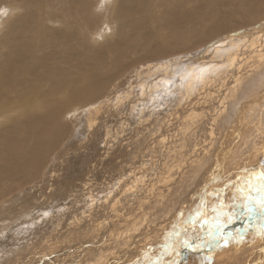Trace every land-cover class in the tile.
Wrapping results in <instances>:
<instances>
[{
  "label": "bare ground",
  "instance_id": "1",
  "mask_svg": "<svg viewBox=\"0 0 264 264\" xmlns=\"http://www.w3.org/2000/svg\"><path fill=\"white\" fill-rule=\"evenodd\" d=\"M173 1H178V0H173ZM182 1H183V5L185 6H181V5L175 6L174 3L169 2V0H0V200L3 197V195H6V193L12 192L10 194L15 195L14 193L17 191L18 192L27 191V187H25V185L23 186V184L26 182L27 183L35 182L34 179L38 178L39 174L41 175V173H43L44 171L52 175L60 170L61 172H63L65 178H69L72 177L73 173H75L76 170L80 171L82 175L83 172H85L84 170L88 171L87 169H89L92 165L97 164L96 166L99 167L98 165L104 164L105 162L107 163L109 162V160H110V165H112V167L114 166V161L116 165H118V162L120 161H118L117 159L123 156V152H125L123 150H125L126 147L124 146L119 147L118 146L119 144H117L118 147L114 146V144L116 143L113 141H111L113 143L110 142L108 144V139L109 137L111 138V136L113 135V131L107 129L105 130V132H102V134L96 139L98 143L94 141L93 142L90 141L91 143H89L84 138V136L87 137L86 131L92 129L96 131L97 134L99 135L100 131L97 130L98 127L100 126L101 128L102 125L96 124L94 121L93 122L90 121L89 123L85 122V124L83 123L81 125L78 124L79 128L81 129L77 128L78 126L76 127L77 128L76 129L69 127L67 122H63L62 117L66 114L67 110L70 111L69 109L70 107H73L75 105L80 106L82 104H86L88 102H92L95 99H98L101 95H103L105 90H107V88L110 87L112 84L113 86H116L117 79H119L120 82H128V80L132 78L131 76L133 75L129 74L127 75L128 77L124 75H126L129 72L128 70L129 68L133 69L135 67L133 70V72H135L138 69L137 64L141 63V61L144 60L150 61L156 57L161 58L162 56H167L169 58L170 54L173 56V53L175 55V53L189 51L191 48L198 47L199 45H201V43L205 44L206 41H209L210 39H212V37L218 36L219 34L222 35V33H224L221 38H218V40H221L222 38H224V36L228 35L225 32L229 30L232 31L237 30L235 32L239 33L238 29H240V32H243V29L245 28L244 26L249 27L250 25H253L249 27L248 30H246V33L240 35L241 37L242 35H244L245 36L244 39L243 37L242 39L241 37H238V39L236 38L237 42H239V44L241 43L242 45L238 46L237 43V45L234 46L235 47L234 49L228 48L227 50L228 55L226 56L225 54L224 59H222V61L223 63L229 64L230 67H233L234 69L233 71H231L232 68H230V70L228 71L229 73L226 74L225 78L228 77V79L226 78V80H228L227 83H229V81L233 78L234 79L237 78V80H239L238 77L240 73L238 75L237 71H240V69L244 68L243 66L244 63H247L248 61L251 62L252 60H254L256 64H251V65L249 64L250 66H248V69H253V70H250L248 72L246 70V72L243 73V74H247L245 75L247 79H244L247 83L246 85L249 86L250 84L249 80L250 77L252 76L256 75L255 78L256 80L254 79L255 82L259 81L262 78L257 76H260L258 72L261 69H264V31L263 30L261 31V29L256 30V27L258 23H261L260 26L261 25L264 26V0H182ZM101 3L103 4L102 7L100 6ZM223 14H224L222 18L223 20L219 21L220 20L219 17L222 16ZM251 31H253L252 34L250 33ZM249 33L251 34V36L249 35ZM245 47L246 50H244ZM241 55H243V57ZM244 59H247V61H244ZM235 61H236L235 66H232V64L235 63ZM201 72L204 73V71ZM184 75L187 76L186 73ZM153 79H155V77ZM120 82H118V84H120ZM149 83L152 84L153 81H149ZM248 90H252V89L249 88ZM260 91L264 96V86ZM146 93L147 91L143 90L142 93L138 95V97L142 98L143 101L146 99L145 97ZM132 101H134V99ZM250 101H255V100L251 98ZM144 102L142 103L140 102V104L138 105H136V103L120 105L118 108L116 107L110 109L109 112L104 115L106 116V120H107L106 122L108 123L107 126L112 128V130H114V133L118 137L119 136L126 137L128 136V134H130L129 137H127L128 139L127 138L126 139L128 140V142L129 141L132 142L134 140L133 135L135 132V130L132 129V127L136 125V123H138L134 120L136 119L137 115H139L138 108L140 107L141 109H143ZM92 103L94 106V102ZM97 105H99V103ZM105 110L106 109H103L101 112ZM238 110L240 111L239 105H238ZM76 111H78V109ZM177 113H179L178 110ZM124 115H126L127 118L124 119ZM185 115L186 114H184V116ZM177 116L175 117L177 118ZM176 118H174V121ZM253 120L254 119H252V121ZM173 123L176 124L175 122ZM257 124H261V123L258 122ZM85 125L87 126L86 129H84ZM261 126L263 127L264 125L261 124ZM240 127L235 128L234 130L230 131V133H226V131H222L221 129V132H223L221 133L222 134L221 138L222 137L224 138L225 136L227 137V135L229 134H236V136H239V133L241 132ZM260 128L261 127L259 126V128L257 127L256 129H260ZM89 132L91 131H88V133ZM259 132H256L259 134L258 139L252 137L253 133L252 135H250L251 137L249 138V140L247 139V142L249 143L248 145L255 143V146L249 147L246 155L244 153L243 155L245 156L241 158V160L237 162L236 165L234 164V166H231L227 170L225 169L227 163L225 161L224 155H222L219 161L217 158L215 159V161L208 163L207 154L209 151L208 150L205 151V153L203 154L204 156L202 155V157H205V160L204 161L202 159L201 160L203 161L202 165L204 166V164H206L207 167L204 166L203 168L205 169H203L202 167H201L202 169H199L200 174L198 175L199 179L197 180V184L200 183L201 186L199 188H196V186L198 187L199 185L193 184L194 188L197 189L196 195L192 193L190 188L191 191V194L189 195L190 200L186 202L185 208L181 211L170 212V215H168L169 218L166 219L165 222H161L160 220V224L158 227L155 226L156 228H152L153 230L150 231L149 233L147 232V237H149L148 234L149 235L151 234L152 236H154L156 241H151L147 243H145L144 241L142 242L143 243L142 248L140 247L141 244L139 246H136V248L140 247L141 249H143V252L142 253L139 252V254L140 257L145 260L141 261L140 264H173L174 261H176L177 264H216L215 260L217 259L220 260L218 264H261V262H264V211L260 210L259 204L256 205V203L259 202H254L255 200H257V198L261 197V193L257 189H258V185L260 184V176L264 174V128L263 131H261L262 133L260 132L261 135ZM95 135H93V137ZM162 136L164 138L165 135ZM138 139L139 137L135 138V140L137 141ZM160 139L161 137L159 138V140ZM235 139L236 138L233 137L230 139V141L233 143L234 141H236ZM119 140L121 143V138ZM78 143L80 145H77ZM88 143L92 144L91 149H89L90 146L88 147ZM168 143L170 144L172 142H170L169 140ZM122 144L124 143L122 142ZM169 146L171 147V145ZM111 147L114 148L110 149ZM236 147L238 148V145ZM161 151L163 150L160 149L159 152ZM219 153L218 156H220ZM113 155L116 156V159L109 157V156L113 157ZM82 156H83L82 161H79L81 163H77V162L74 163L69 162L70 164L67 163L69 159H73L76 157H79V160H81ZM184 156H182L181 160L183 159ZM49 160H53L52 165L48 167L45 164L44 167L42 162L43 161L49 162ZM38 161L40 162V165L37 164ZM152 161L153 160L151 159V162ZM242 161L243 164L239 166ZM35 163L37 164V166L34 165ZM193 164L190 165L191 168L193 167ZM195 165L198 164L195 163ZM134 168L135 167L133 166L132 168H129L130 172L134 171ZM171 168H173V166L170 167V169ZM90 170L88 171L89 172L88 176H90V172H91ZM139 170H141V168ZM112 172L113 171H108L105 172V175L104 174L103 175L106 176L107 178L108 177L111 178L112 176L109 175H111ZM175 174H173L174 176L172 175L173 178L177 177L175 176ZM129 175L130 178L132 177V179H134L133 172L132 174ZM23 177H25V179L19 181V179H22ZM173 178L168 180V183L170 185H172L173 183L172 180ZM14 180L15 183L13 182ZM74 180L75 181L77 180L76 174ZM84 182L85 180H83V182L81 183ZM107 182L105 181L104 183L106 187L108 185ZM124 183H126L125 180ZM47 184L50 186L49 183ZM123 185L125 186V184ZM123 185L122 184L118 185V191H116L114 196H112L111 200L109 199L110 201L108 200L104 201L105 204H108L110 207L109 209H106V212H104L106 217L103 226L104 227L106 226V229L105 228L102 229L99 227L95 229L93 228L94 229L93 234L85 235L84 239H79L81 235L79 236L77 235L79 239L78 242H75L73 244L71 243L70 245H65L66 248L71 247L72 249L77 246L79 249L80 247L81 250L80 254L81 253L83 254V252L90 251L92 248H94L97 243L98 245L101 244V242L104 243L105 238L103 237L102 234L104 232L111 234L110 229L107 228L110 227L111 225L108 226L106 225V223L108 222V218H110L111 215L115 214L116 212L115 209L112 208L113 205L112 203L114 199L119 198L120 196L119 193H121L120 189L124 188ZM134 185L137 187L136 184ZM152 185L153 184L151 183L145 185V191L148 190L147 193L150 195L153 194V198H154L156 197V194L155 191L153 190ZM136 187L133 186V188L135 189ZM73 188L75 187L73 186ZM86 188L87 187H84V189ZM90 188L97 189L95 184L91 185ZM184 189L186 190V188ZM35 190L37 191L38 189ZM132 190L133 189H131V191ZM87 191L88 190H86L85 192L88 193ZM145 191H143L141 194L142 195L145 194ZM19 193H16V195H18ZM31 194L32 193H30L29 195L32 196L33 198V195ZM89 194L86 196H93L95 193L93 195H91L92 192L90 195ZM178 194H180V192H178ZM76 195L75 197H77ZM81 195H79V197ZM22 196H24V194ZM86 196H84V198ZM249 197H252L253 199L250 200ZM139 198L140 199H138L136 204L142 202L140 196ZM81 199L83 200L82 197ZM86 199L91 200L93 198L91 197L90 199L87 197L85 198V200ZM27 201L28 199L25 200V202ZM116 201L114 203H116ZM167 202L168 201L166 200V203ZM169 203L171 202L169 201ZM95 205L93 207H95ZM163 205H165V203ZM53 208H55V206ZM97 208L98 207H96V209ZM166 208H164V210H167ZM142 209H144V207ZM68 212L70 211L68 210ZM125 212L126 211H123L122 216H120L121 218L125 214L127 216L128 213ZM62 213L63 211L57 215L61 217ZM70 213H72V210ZM77 213H79L78 210ZM95 213H93L92 215H94ZM66 214L67 213H65V217L68 215ZM157 215L158 216L156 217L160 216V214ZM163 215H162V219H163ZM78 216H81V213ZM68 219L67 221L65 220L63 223L65 224V222H68ZM75 219L76 217L71 219L73 225L74 223H76ZM157 220H159V218H157ZM149 221H151V219ZM152 221H154L155 223L156 222L155 218ZM79 223L81 224V222ZM58 224L60 227L59 222L57 223V225ZM57 225L56 227H58ZM143 225H145L144 222ZM82 227H84L83 224L82 226H80V228ZM13 228H14L13 231L15 232L21 229H26V228L20 229V227L19 228L13 227ZM13 231L11 233H13ZM88 231L89 230H86V233ZM62 233L63 235L65 234L64 232ZM43 235L45 236V234ZM43 235L40 236L39 234L40 238L43 237ZM217 235L220 238H218ZM149 240H151V238ZM185 241H187V246H185ZM129 247L127 248V250H129ZM134 252L137 253V251ZM69 253H70L69 251L65 252V254H69ZM120 255H122V253ZM111 256H113V254ZM129 256L127 255L125 259H127V257ZM60 258L61 257H59V259L57 260L60 261ZM195 259H199V260H195ZM134 261H135V257H134ZM114 262L115 261L112 260L110 261V264H113Z\"/></svg>",
  "mask_w": 264,
  "mask_h": 264
},
{
  "label": "rangeland",
  "instance_id": "2",
  "mask_svg": "<svg viewBox=\"0 0 264 264\" xmlns=\"http://www.w3.org/2000/svg\"><path fill=\"white\" fill-rule=\"evenodd\" d=\"M169 2H173L175 6L176 5L185 6V5H183L182 0L181 1L169 0ZM100 6L102 7L103 4L101 3ZM223 16H224V14L219 17V19H220L219 21L223 20L222 19ZM253 17H255V16H253ZM260 24L261 23L257 24L256 30L261 29V31L262 30L264 31V29H263L264 26L263 25L260 26ZM251 26H253V25H250L249 27H251ZM244 27L245 28L243 29V32H240V29H238L239 33L235 32L237 30H233L234 32L232 30H229L230 32L229 31L225 32L228 35L224 36V38H222L221 40H218V38H221L224 33H222V35L219 34L218 36L212 37V39H210L209 41H206L205 44L201 43V45H199L198 47H195V48H191L189 51L175 53V55L173 53V56L170 54V56H171V57L169 56L170 59L167 56H162L161 57L162 59L160 57H156V58L152 59L153 62H152V60L141 61V63L137 64L138 69L135 72H133L135 67L133 69L129 68L128 69L129 72L126 75H124V76H127L129 74L133 75V76H131L132 78L129 79L130 81L128 80V82H120L119 79H117L116 80V86H113V84H112L110 87L107 88V90H105L103 95H101L98 99H95L92 101V102H94V106H93L92 102H88V103L82 104L80 106L75 105L73 107H70L69 108L70 111L67 110L66 114L64 116L62 115L63 116L62 117L63 122H67L69 127L76 128L78 126L77 128H79L78 124L81 125L82 123L85 124V122L89 123L90 121L91 122L94 121L96 124L102 125V127L100 128V126H99L98 130H97V131H100L99 135L97 134L96 131H94L92 129L86 131L87 137L84 136V138L87 140V142L91 143L90 141H92V142L94 141V142L98 143L96 141V139L102 134V132H105V130L110 129V131H113V135L111 136V138L109 137L108 144L111 141H113L116 143V144H114V146H117V144H119L118 145L119 147L124 146V147H126V149L123 150L125 152H123L122 157L117 159L118 161H120V162H118V165H116L115 161L113 160L114 161L113 167H112V165H110V160H109V162H107L108 164L105 162L106 164L104 163V164L98 165L99 167L96 166L97 164H94L92 166L90 165L92 168L90 167L87 170L89 171L90 169H92V170H90L91 171L90 172L91 177L88 176L89 172L86 170H84L85 172H83V174L85 173L88 176V178L85 174L81 175L80 171H77V170L75 173H73L72 177H69V178H65V176L63 175V172H61L60 170L55 172L52 175H50L49 173H46L44 171L43 173H41V175L39 174L38 178L34 179V181L36 183L35 182H32V183L26 182L23 184V186L25 185V187H27V191H24L25 193L20 192V191H19L20 192L19 193L17 191L14 193L15 195H16V193H19L16 196L10 194L12 192H9V193H6V195H3V197L1 198L2 202L0 200V264H4V263L5 264H16V263H18V264L19 263L20 264H22V263L23 264H38V263L39 264H53V263L54 264H70V263L71 264H76V263L77 264H108L109 263L110 264V261H112V260L116 262V263L114 262L113 264H124V263L132 264L134 261V257H135V261L133 264H135V263L140 264L141 261H144L145 259H142L140 257V254H139V252H141V253L143 252V249H141L143 246L142 242L145 241V243H147V242H151V241H156L154 236H152L151 234L150 235L152 237L148 234V236L151 238V240H149L150 238L147 237V232L149 233L150 231L153 230L152 228L158 227L160 224V220H161V222H165L166 219L169 218L168 215H170V212L183 210L186 206V202L190 200L189 195L191 194V191L194 195H196V190H197L196 188H199L201 186L200 183L197 184V180L199 179L198 175L200 174L199 169H202L204 166L207 167L206 164H204V166L202 165L203 161L205 160V157H202V155L205 153V151L206 150L209 151L207 154L208 155L207 156V162L208 163L215 161V159H217V158L219 161L220 158L222 157V155H224L225 161L227 163L225 169L227 170L231 166H234V164L236 165V163L239 162L241 160V158H243L246 155L249 147L255 146V143L248 145L249 143L247 142V139L249 140V138L251 137L250 135H252V133H253L252 137L258 139L259 134L256 132L263 131L264 126L262 127L261 124L264 125V105H263L264 104V96L262 95V92L260 90H262V87L264 86V80H263L264 69H261L258 72L260 74V76H257V77H262L259 81L255 82L256 75L250 77L249 86L246 85L247 83L244 80V79H247L245 77V75H247V74H243V73H245L246 70H247V72L250 70H253V69H248V66H250L251 64H256L254 62V60H252L253 63H252V61L251 62L248 61L249 63L248 62L244 63L245 64V65L243 64L244 68L240 69V71H237L238 75L240 73V75H239L240 78L238 77L239 80H237V78H235V79L233 78L234 80L229 79L231 82L229 81V83H227L228 80H226V78L228 79V77L225 78L226 74L229 73L228 71L230 70V68H232L231 71H233L234 69H233V67H230L229 64L223 63L222 59H224L225 54H226V56L228 55V52H227L228 48L234 49L235 48L234 46L237 45V43H238V46L242 45L241 43L239 44V42H237V39H238V37H241L240 36L241 34L246 33V30L249 29V27H247V26H244ZM231 32H232V34H231ZM252 32L253 31H251L250 33L252 34ZM250 33H249V35L251 36ZM242 37L244 39L245 36L242 35ZM242 37H241V39H242ZM206 45H207V47H206ZM244 50H246V47ZM241 56L243 57V55H241ZM248 60H250V59H248ZM244 61H247V59H244ZM143 64H144V66H143ZM235 64H236V61H235V63L232 64V66H235ZM222 65H224V66H222ZM144 68H145V70H144ZM161 69H162V71H161ZM201 71H204V73ZM153 73H155V74H153ZM185 73L187 74V76L184 75ZM222 73H224V74H222ZM183 75H184L185 79H184ZM120 76H123V75H120ZM154 77L156 80L153 79ZM157 78H158V80H157ZM164 78H165V80H164ZM191 80H194V81H191ZM149 81H153V83L150 84ZM118 82H120V84H118ZM143 82H146V83H143ZM259 83H261V84H259ZM120 85H122V86H120ZM135 86H137V87H135ZM131 87H133V88H131ZM236 87L238 90L236 89ZM249 88L252 90H248ZM254 88H255V90H254ZM239 89H240V91H239ZM131 90H134V91H131ZM143 90L147 91V93L145 96L146 99L142 101V98L138 97V95H140ZM155 94H157V95H155ZM161 94H163V95H161ZM191 94H194V95H191ZM134 96H135V98H134ZM217 96H219V97H217ZM243 96H244V98H243ZM128 98H130V99H128ZM251 98H253L255 101H250ZM133 99H134V101H132ZM123 100H125V101H123ZM213 100H215V101H213ZM140 102L141 103L144 102V105H143V109H141L140 107L138 108L139 115H137L135 120L133 119L134 121H136L138 123H136V125L133 126L134 128L132 127V129L135 130L134 135H133L134 140L132 141L133 142L132 143L130 141L128 142V140H127L128 139L127 137H129L130 134H128V136H126V137H121V136L118 137L114 133V130H112V128L107 126L108 123L106 122L107 121L106 116H104V115L106 113H108L110 109L116 108V107L118 108L120 105L133 104V103H136V105H138V104H140ZM98 103H99V105H97ZM89 104H91V105H89ZM190 104H191V106H190ZM259 104H260V106H259ZM238 105L240 107V111L238 110ZM241 106H242V108H241ZM77 109H78V111H76ZM90 109H92V110H90ZM103 109H106V110L101 112ZM192 109H194V110H192ZM250 109H252V110H250ZM177 110L179 111V113H177ZM187 112H188V114H187ZM247 112H249V113H247ZM252 112H253V114H252ZM135 113H136V110H135ZM184 114H186V115L184 116ZM249 114H250V116H249ZM252 115H253V117H252ZM254 115H255V117H254ZM134 116H136V115H134ZM175 116H177V118ZM181 116H183V117H181ZM259 116H260V118H259ZM240 117H241V119H240ZM125 118H127L126 115H124V119ZM174 118H176L175 121H174ZM251 118L254 120L252 121ZM250 119H251V122H250ZM181 120H183V121H181ZM257 121L261 124H257L258 123ZM173 122H175L176 124H174ZM168 123H169V125H168ZM105 124H106V126H105ZM258 125L261 127L260 129H256L257 127L259 128ZM253 126H254V128H253ZM105 127H107V128H105ZM165 127H166V129H165ZM237 127H240V131H241L239 133V136H236V134H229V135H227V137L225 136L224 138L223 137L221 138V136H222L221 133H223V132H221V129H222V131H226V133H230V131L234 130ZM86 128H87V126L85 125L84 129H86ZM79 129H81V128H79ZM252 130H253V132H252ZM257 130H259V131H257ZM88 131H91V132L88 133ZM248 131H251V132H248ZM166 133H167V135H166ZM247 133H249V134H247ZM261 133H260V135H261ZM93 135H95V136L93 137ZM162 135H165L164 138ZM138 137H139L138 141L135 140V138H138ZM160 137H161V139L159 140ZM233 137L236 138L235 140L237 142L234 141L232 143L230 141V139ZM120 138H121V143L119 140ZM123 140H125V141H123ZM169 140L172 143L169 144L168 143ZM166 141H167V143H166ZM113 142H111V143H113ZM122 142L124 144H126L127 146L122 144ZM159 142H161V143H159ZM89 143H88V147L90 146L89 149H91L92 144H89ZM230 143H232V144H230ZM168 144L171 145V147ZM77 145H80V144L78 143ZM148 145H151V146H148ZM154 145H156L157 148ZM191 145H192V147H191ZM235 145L236 146L238 145L239 149ZM112 148H114V147H111L110 149H112ZM236 148H237V150H236ZM160 149L163 151L159 152ZM240 151H242V152H240ZM218 153L220 156H218ZM244 153H245V155H243ZM153 154H154V156H153ZM209 155H210V157H209ZM140 156H141V159H140ZM182 156H184V157L181 160ZM109 157L116 159L115 155H113V157H111V156H109ZM82 158H83V156L81 157V160H79V157L69 159L67 161V163H69V162L70 163H74V162L81 163L79 161H82ZM151 159L153 160L152 162H151ZM49 162L43 161L42 164L44 167H45V164L49 167L50 165H52L53 160H49ZM188 162H190V163H188ZM85 163H83V164H85ZM195 163L198 165H195ZM37 164L40 165V162L38 161ZM37 164L35 163L34 165L37 166ZM173 164H175V165H173ZM192 164H193V167H192L193 169L190 166ZM242 164H243V161L240 163L239 166H241ZM125 165H126V167H125ZM108 166L111 168H109ZM132 166L135 167L134 171H132L133 175H134L133 177L135 180L132 179V177L130 178V175H129V174H132V172H130V170H129V168H132ZM172 166H173V168H171L172 169L171 170L170 167H172ZM93 168H95L97 171ZM140 168H141V170H139ZM168 168H169V170H168ZM174 169L176 172L174 171ZM203 169H205V168H203ZM170 170H171V172L172 171L174 172V173L172 172L173 174L176 173L175 176H177V177L173 178L174 175L170 172ZM108 171H113L111 173V175H109V176H112L113 178L116 177V178L113 179L112 177L107 178L106 176H104L105 172H108ZM114 172L116 175L114 174ZM142 172H144L145 174ZM186 172H188L189 174ZM45 173H46V175H45ZM75 174H76L77 180H80V181L74 180ZM139 174L141 177L139 176ZM100 175H102V176H100ZM258 175H259V173H258ZM105 177L107 178V180ZM162 177H163V179H162ZM102 178H104V179H102ZM140 178H141V181H140ZM171 178H173L172 179L173 180L172 185H170L168 183V180ZM24 179H25V177H23L22 179H19V181H22ZM47 179H48V182H47ZM83 180H85L84 183H86V184L81 183V182H83ZM102 180H103V183H102ZM124 180L126 183H124ZM138 180H139V182H138ZM178 180H180V181H178ZM105 181L106 182L108 181L107 187L104 184ZM13 182L15 183V180ZM46 182L49 183L50 186ZM133 183L136 184L137 187ZM145 183L153 184L152 186H153V190L155 191L156 197L153 198V194L150 195L147 193L148 190L145 191V185H147ZM94 184L96 185L97 189L90 188V186L94 185ZM102 184H103V186H102ZM119 184H122V185L125 184V186L123 185L125 188V191H124V188H121L120 189L121 191L119 190L121 192V193H119V195H120L119 198L114 199V201L112 203L113 204L112 208L115 209L116 212H115V214H112L110 218L107 217L108 222L106 223V225H108V226L111 225L110 227H107L108 229H110L111 234L106 233V232H104L102 234L103 237L105 238L104 243L101 242L102 245L101 244L98 245V243H97L95 245V247L93 246L94 248H92L90 251L83 252V254L82 253L80 254V252H81L80 247H79V249L77 246L72 248V249H71V247L66 248L65 245H70L71 243L73 244L75 242H78L79 239H84L85 235L93 234L95 228L99 227L102 229L103 228L106 229V226L105 227L103 226V224L105 222V217H106L104 212H106V209H109L110 207L108 204H105L104 201H107V200L110 201L111 200L112 196H114L116 191H118V185ZM131 184H132V186H131ZM193 184H197L199 186L198 187L196 186V188H194ZM79 185H80V187H79ZM183 185H184V187H183ZM73 186L75 188H73ZM133 186L136 187V189L133 188ZM160 186H162L163 188ZM168 186L170 189L168 188ZM186 186L188 187V190H187ZM77 187H79V188H77ZM84 187H87V188L84 189ZM101 188H103V189H101ZM158 188H160V189H158ZM173 188H175V189H173ZM184 188H186L187 191ZM190 188H191V191H190ZM35 189H38V190L36 191ZM131 189H133V190L131 191ZM86 190H88L87 191L88 193L85 192ZM74 191H77V192H74ZM143 191H145V194L142 195L141 193ZM175 191H176V193H175ZM26 192H27V194H26ZM91 192H92V194H91ZM133 192H134V194H133ZM178 192H180V194H178ZM30 193H32L31 195H33V198H32V196L29 195ZM89 193L91 195H93L94 193L95 194L93 196H86ZM23 194H24V196H22ZM72 194L74 197L72 196ZM106 194H107V196H106ZM75 195L77 197H75ZM79 195H81V196L79 197ZM83 195L86 196L85 198L88 197L91 199V197H92L94 199V201H93V199H91V200L86 199L85 200ZM96 195H97V197H96ZM179 195H181V196L184 195V196H182L183 197L182 198ZM41 196L43 197V199ZM100 196H102V197H100ZM139 196L141 197V201H142L141 203H139L140 205L136 204L138 199H140ZM171 196H173V197H171ZM81 197L83 198V200L81 199ZM4 198H6L7 200ZM73 198H74V200H73ZM260 198L261 197L257 198V200H255L254 202H259ZM26 199H28L27 202H25ZM165 199L168 201L167 203H166ZM55 200L57 203L55 202ZM62 200H65V201H62ZM119 200H120V202L121 201L122 202L120 203ZM153 200H155V201H153ZM84 201H86V202H84ZM115 201H116V203H114ZM169 201L171 203H169ZM172 201H174V202H172ZM97 202H99V203H97ZM95 203H96V205H95ZM164 203H165V205H163ZM166 204H169L170 206L166 205ZM257 204H259V203H256V205ZM94 205H95V207H93ZM114 205H115V207H114ZM52 206L53 207L55 206V208H53ZM43 207H45V208H43ZM58 207H59V209L60 208L61 209L59 210ZM96 207H98V208L96 209ZM143 207H144V209H142ZM148 207L150 210L148 209ZM101 208H103V209H101ZM164 208H166L167 210H164ZM56 209H57V212H56ZM70 209L72 210V213H70L71 212ZM135 209H137V210H135ZM68 210L70 212H68ZM77 210L79 213H77ZM151 210H152V212H151ZM62 211H63V213H62L61 217L59 215H57V214H60ZM123 211H126L125 213H128V214H127V216H126V214L124 215L126 217L123 216L121 218L120 216H122ZM164 211H166V212H164ZM65 213H67L69 216L66 214L67 216L65 217ZM80 213H81V216H78V215H80ZM93 213H95V214L92 215ZM74 214H76V215H74ZM157 214H160V216L156 217V216H158ZM89 215L91 216V218ZM162 215H163V219H162ZM166 215H167V217H166ZM97 216H99V217H97ZM103 216H104V218H103ZM52 217H55V218H52ZM74 217H76V219H75L76 223H74V225H73L71 219H73ZM78 217H79V220H78ZM117 217H118V219H117ZM80 218H82V219H80ZM95 218H96V220H95ZM154 218L156 221L155 222L156 225H155L154 221H152ZM157 218H159V220H157ZM67 219H68V222H65V224L67 223L65 225L63 222L65 220L67 221ZM140 219H141V221H140ZM150 219L152 222L149 221ZM52 221H53V224H52ZM23 222H25V223H23ZM56 222L60 223V227H59V224L57 225ZM79 222H81V224ZM82 222H84V223H82ZM143 222L147 227L145 225H143ZM152 223H153V225H152ZM55 224L58 227H56ZM61 224H62V226H61ZM82 224L84 227L80 228V226H82ZM150 225H152V226H150ZM13 227H16V228L20 227V229L21 228H26V229H21V230L15 232V231H13V229H14ZM48 227H50V228H48ZM55 227H56V229H55ZM148 228H149V230H148ZM49 229H50V232H49ZM67 229H69V230H67ZM125 229H127V230H125ZM136 229H138V230H136ZM142 229H143V232H142ZM86 230H89V231L86 233ZM12 231H13V233H11ZM60 231L64 232L65 234L63 235V233ZM73 231H74V234H73ZM46 232H48V233H46ZM55 232H57V233H55ZM53 233L55 234V236ZM39 234H40V236L45 234V236L43 235L44 238L43 237L40 238ZM77 235L78 236L81 235V237L78 239ZM141 235H142V237H141ZM136 236H137V238H136ZM49 237H51V238H49ZM121 237H122V239H121ZM132 238H134V239H132ZM39 239H41V240H39ZM119 243H122V244H119ZM111 244H113V245H111ZM125 244H126V246H125ZM140 244H141V246H140L141 248L137 247L138 248L137 249L136 246H139ZM128 247H129V250H127ZM14 248H16V249H14ZM64 248H65V250H64ZM45 249L48 251H46ZM133 249H136V250H133ZM16 250H18V251H16ZM113 250H114V252H113ZM67 251H69L70 253L65 254V252H67ZM134 251H137V253ZM119 253L120 254L122 253V255H120ZM112 254H113V256H111ZM126 254L128 256L130 255L129 257H127V259H125L127 256ZM51 256L52 257L54 256V257L52 258ZM200 256H202V255H200ZM59 257H61L60 261L57 260V259H59ZM131 257H133V258H131ZM67 259H70V260H67ZM104 259H105V261H104ZM106 259H108L109 262ZM129 259H130V261H129ZM195 260H199V259H195ZM90 261H92V262H90ZM219 261L220 260L217 259V260H215V263L218 264ZM261 264H264V262H261Z\"/></svg>",
  "mask_w": 264,
  "mask_h": 264
},
{
  "label": "snow or ice",
  "instance_id": "3",
  "mask_svg": "<svg viewBox=\"0 0 264 264\" xmlns=\"http://www.w3.org/2000/svg\"><path fill=\"white\" fill-rule=\"evenodd\" d=\"M261 193V198L259 200V207L261 211H264V174L260 176V184L258 185L257 189ZM249 199H253L252 197H249ZM251 210V209H249ZM185 246H187V241H185ZM173 264H177L176 261L173 262Z\"/></svg>",
  "mask_w": 264,
  "mask_h": 264
},
{
  "label": "water",
  "instance_id": "4",
  "mask_svg": "<svg viewBox=\"0 0 264 264\" xmlns=\"http://www.w3.org/2000/svg\"><path fill=\"white\" fill-rule=\"evenodd\" d=\"M220 236V235H219ZM217 237H218V235H217ZM213 238V237H212ZM218 238H220V237H218Z\"/></svg>",
  "mask_w": 264,
  "mask_h": 264
}]
</instances>
